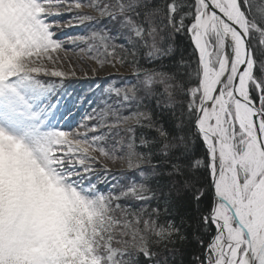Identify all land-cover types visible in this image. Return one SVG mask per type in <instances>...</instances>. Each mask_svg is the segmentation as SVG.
<instances>
[{
    "label": "snow or ice",
    "instance_id": "obj_1",
    "mask_svg": "<svg viewBox=\"0 0 264 264\" xmlns=\"http://www.w3.org/2000/svg\"><path fill=\"white\" fill-rule=\"evenodd\" d=\"M0 264H264V0H0Z\"/></svg>",
    "mask_w": 264,
    "mask_h": 264
},
{
    "label": "rangeland",
    "instance_id": "obj_2",
    "mask_svg": "<svg viewBox=\"0 0 264 264\" xmlns=\"http://www.w3.org/2000/svg\"><path fill=\"white\" fill-rule=\"evenodd\" d=\"M88 11V9H86ZM58 23L62 26V31L65 35L62 39L65 42V50L62 52V63L58 65V68L69 75L65 78V82L69 84V90L76 93L91 94V91H95L96 95L93 97L97 103L90 101L89 105H84L81 115L90 111V107L104 106L107 93L98 90L107 89L109 85L119 86L122 78L129 77L131 75V69L127 67L116 66L113 67L110 64H106L103 69L98 67L97 62L92 58V55L88 52L83 44H81L76 38L86 35L89 31L88 23L84 22L79 24L78 21L73 20L70 16L60 19ZM73 43H76L78 47H71ZM84 51H81V49ZM95 69V70H94ZM74 71L75 75H71ZM77 120L80 116L76 117ZM108 167L111 169V173L108 175L107 182L102 177L98 187L102 191H107L113 186V176L117 179H123L120 175L126 167L122 160L109 161ZM99 171H103L99 169Z\"/></svg>",
    "mask_w": 264,
    "mask_h": 264
}]
</instances>
